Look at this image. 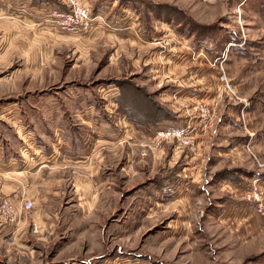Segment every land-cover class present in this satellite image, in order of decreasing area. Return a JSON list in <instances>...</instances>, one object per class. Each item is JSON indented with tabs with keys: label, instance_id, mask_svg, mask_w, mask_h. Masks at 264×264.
Masks as SVG:
<instances>
[{
	"label": "rangeland",
	"instance_id": "1",
	"mask_svg": "<svg viewBox=\"0 0 264 264\" xmlns=\"http://www.w3.org/2000/svg\"><path fill=\"white\" fill-rule=\"evenodd\" d=\"M78 1L0 0V264H264V0Z\"/></svg>",
	"mask_w": 264,
	"mask_h": 264
},
{
	"label": "built area",
	"instance_id": "2",
	"mask_svg": "<svg viewBox=\"0 0 264 264\" xmlns=\"http://www.w3.org/2000/svg\"><path fill=\"white\" fill-rule=\"evenodd\" d=\"M65 2L69 9L60 10L54 8L51 13L52 16L61 20V25L65 31L77 30L80 27L86 28L92 19L91 10L78 0H65ZM188 128L189 124L169 122L157 123L150 126L152 135L156 140L160 138H181L185 140V144H188V135L193 131V128L190 130ZM243 197L255 214L264 218V183H256V180L252 181L245 188ZM32 206L33 202L31 199H26L16 204L8 197L0 196V215L4 216L1 223H13L22 211L30 210Z\"/></svg>",
	"mask_w": 264,
	"mask_h": 264
},
{
	"label": "trees",
	"instance_id": "3",
	"mask_svg": "<svg viewBox=\"0 0 264 264\" xmlns=\"http://www.w3.org/2000/svg\"><path fill=\"white\" fill-rule=\"evenodd\" d=\"M118 103H121L120 99L118 100ZM122 112L127 115V117L135 124V122H138L140 125H155L157 123H162V122H169V123H174L172 121L173 118L169 117V116H165V115H154V116H150L147 115L146 117H141L138 118L136 116H132L130 115V113L128 111L122 110Z\"/></svg>",
	"mask_w": 264,
	"mask_h": 264
},
{
	"label": "crops",
	"instance_id": "4",
	"mask_svg": "<svg viewBox=\"0 0 264 264\" xmlns=\"http://www.w3.org/2000/svg\"><path fill=\"white\" fill-rule=\"evenodd\" d=\"M124 115V114H123ZM127 116V115H126ZM126 116H125V118H126ZM128 118V117H127ZM129 120V119H128ZM160 123V122H159ZM145 126H147V125H145ZM151 125H149V127H150ZM55 150L53 149L52 150V152H54ZM1 170V169H0ZM29 191V190H28ZM28 191H27V195L26 196H28ZM20 198V196L18 195V194H14V200L15 201H17L18 199ZM13 199V198H12ZM26 199H29V198H24L23 200H26ZM22 200V201H23ZM250 210V212L252 213V209L249 207V209H248V211ZM255 215V214H254Z\"/></svg>",
	"mask_w": 264,
	"mask_h": 264
}]
</instances>
